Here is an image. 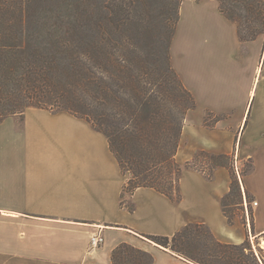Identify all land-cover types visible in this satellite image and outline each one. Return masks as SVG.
I'll return each instance as SVG.
<instances>
[{
    "label": "crops",
    "instance_id": "0c3cea01",
    "mask_svg": "<svg viewBox=\"0 0 264 264\" xmlns=\"http://www.w3.org/2000/svg\"><path fill=\"white\" fill-rule=\"evenodd\" d=\"M170 55L197 102L186 115L176 160L183 165L198 150L234 153V160L249 152L254 170H237L244 201H258L247 223H230L224 213L232 182L224 166L212 177L184 168L180 202L139 187L128 196L129 211L121 205L128 176L107 137L68 111L28 107L0 123V264H113L121 243L150 254L152 264H196L144 236H171L190 223L207 225L223 243L262 244L264 32L243 41L219 0H182ZM207 112L222 118L208 126ZM96 233L104 241L92 247Z\"/></svg>",
    "mask_w": 264,
    "mask_h": 264
},
{
    "label": "trees",
    "instance_id": "16d2710c",
    "mask_svg": "<svg viewBox=\"0 0 264 264\" xmlns=\"http://www.w3.org/2000/svg\"><path fill=\"white\" fill-rule=\"evenodd\" d=\"M3 1L0 0V25ZM46 1L73 13L76 26L52 29L37 26L35 32L28 35L51 40L48 46L27 43L28 36L21 29L10 48L14 71L2 78L1 85L8 81L13 87L7 85L9 90H5L8 87L1 86L0 123L12 115L22 117L28 107L55 111L49 104H57L61 111L86 119L107 137L122 172L130 173L122 191V206L126 204V197L139 187L153 188L172 201L180 202V177L184 168L198 169L212 177L216 167H227L232 182L230 191L222 198V206L228 221L233 223L226 210L228 200L234 192L243 200L234 153L198 150L193 159L183 165L176 160L186 115L197 107L194 95L172 66L170 44L176 25L168 46L167 62L160 66L155 57L151 61L145 60L139 46L131 40L110 44L113 31L100 26L111 25L115 17L126 22L132 0H95L97 4L94 0H26L38 5H44ZM168 1L178 3V22L182 0ZM219 2L221 12L237 24L243 41L264 32V0ZM93 8L104 15L102 21L96 22V25L100 24L98 28L91 26ZM4 28L0 26V34ZM110 99L115 102L113 112L109 110ZM112 116L114 121L109 120ZM221 118V115L207 112L204 123L212 126ZM249 159L251 167L244 174L254 170L253 160ZM126 207L129 211L134 210L133 203ZM144 236L196 264H242L246 250L254 257L255 264H261L249 238L241 244L223 243L203 223L187 224L171 236ZM234 251L240 253L236 256ZM152 261L150 254L128 243H121L112 252L113 264H152Z\"/></svg>",
    "mask_w": 264,
    "mask_h": 264
},
{
    "label": "rangeland",
    "instance_id": "374dc122",
    "mask_svg": "<svg viewBox=\"0 0 264 264\" xmlns=\"http://www.w3.org/2000/svg\"><path fill=\"white\" fill-rule=\"evenodd\" d=\"M96 1L94 0L93 2L97 4ZM132 2L133 4L131 7L130 16L126 22L122 23L118 17H115L111 25H99L102 28L107 27L113 31L114 34L111 37L112 39H110V44H119L121 42L131 40L137 46H139L141 54L144 56L145 60L147 59L151 61L157 58L159 65L163 66L167 62L168 46L177 22L178 3L168 0H132ZM3 9V22L0 25L5 26L3 32L0 34V47L2 50V53L0 54L1 90H3L1 86L9 85L8 81H5L1 85L2 78H4V76H9V72L14 71V69H11L12 67L14 68V66L12 60L13 55H11L10 48L12 42L15 41L14 39L18 38L20 35L21 29H23V34L28 36L29 34L35 32L37 26H39V28L42 27L45 29L57 28L60 26H76L73 13L65 12L56 6L51 5L49 1H46L44 5H38L32 2L28 3L26 0H4ZM90 17L93 21L91 26L94 28L100 27L99 25H96V22L102 21L104 15L97 8L92 9ZM26 41L31 45L37 46H48L50 43H52L51 40L42 37L39 39H34L28 36ZM9 86L13 87V84H10ZM9 86H7L8 88L5 90H9ZM55 98L56 97H54V99ZM108 103L110 106L109 110L113 112L115 102L110 99L108 100ZM48 106L52 107L55 111H61V108L58 107L57 104H49ZM109 120L114 121L113 116L112 118L110 117ZM249 154L250 153L246 151L242 156L239 157V159L235 156V170L237 177V170L241 174H244L250 169L252 162L248 157ZM126 175L128 178L130 177L129 172H127ZM238 201H243V203L241 205L233 204ZM125 203L126 205L131 204L128 197H126ZM226 210L231 215L233 222L237 219H244L246 221L247 216L244 205V195L243 200H241L238 197L237 192H234L228 200V206L226 207ZM249 240L255 257L261 264H263L261 261H264V247L261 246L257 239L250 238ZM234 253L237 256L240 251H234ZM244 255L246 256L244 257L245 260H243L242 264L256 263H254V257L249 251L246 250ZM235 264H238V262Z\"/></svg>",
    "mask_w": 264,
    "mask_h": 264
},
{
    "label": "built area",
    "instance_id": "2783aa9c",
    "mask_svg": "<svg viewBox=\"0 0 264 264\" xmlns=\"http://www.w3.org/2000/svg\"><path fill=\"white\" fill-rule=\"evenodd\" d=\"M254 205L258 204V201H254L253 202ZM244 205H245V211H246V216L247 218L249 217L250 214V204L247 203V201H244ZM104 241V237L100 234V233H96L91 237L90 240V245L92 247H97L99 246L102 242Z\"/></svg>",
    "mask_w": 264,
    "mask_h": 264
},
{
    "label": "bare ground",
    "instance_id": "6f19581e",
    "mask_svg": "<svg viewBox=\"0 0 264 264\" xmlns=\"http://www.w3.org/2000/svg\"><path fill=\"white\" fill-rule=\"evenodd\" d=\"M261 246H263V247H264V241L262 242Z\"/></svg>",
    "mask_w": 264,
    "mask_h": 264
}]
</instances>
